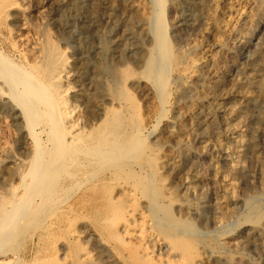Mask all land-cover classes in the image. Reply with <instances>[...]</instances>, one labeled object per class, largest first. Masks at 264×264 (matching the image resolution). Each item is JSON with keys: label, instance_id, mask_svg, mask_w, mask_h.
Here are the masks:
<instances>
[{"label": "rangeland", "instance_id": "1", "mask_svg": "<svg viewBox=\"0 0 264 264\" xmlns=\"http://www.w3.org/2000/svg\"><path fill=\"white\" fill-rule=\"evenodd\" d=\"M0 11V197H17L0 217V264H264V0ZM217 58L230 64L218 76ZM21 65L58 85L62 127L105 144L75 177L59 172Z\"/></svg>", "mask_w": 264, "mask_h": 264}, {"label": "bare ground", "instance_id": "2", "mask_svg": "<svg viewBox=\"0 0 264 264\" xmlns=\"http://www.w3.org/2000/svg\"><path fill=\"white\" fill-rule=\"evenodd\" d=\"M160 3V2H159ZM9 4H11V3H9ZM163 9V8H162ZM161 10V9H160ZM163 11V10H162ZM1 12V11H0ZM241 26V25H240ZM163 27V26H162ZM165 27V26H164ZM233 31V30H232ZM236 31H237V28H236ZM239 32H240V30H239ZM234 33H235V31H234ZM230 34V33H229ZM228 34V35H229ZM165 36V35H164ZM241 36V35H240ZM229 37V36H228ZM162 39V38H161ZM165 39V38H164ZM163 39V40H164ZM232 40V39H231ZM240 41H241V39H239ZM228 43V42H227ZM232 43V42H231ZM164 44H168L169 45V42H167V40H164ZM165 45V47H167ZM229 45V44H228ZM232 45V44H231ZM46 49H47V46H46ZM222 49V48H221ZM224 49V48H223ZM158 50H160V49H158ZM235 50V49H234ZM47 51V50H46ZM224 52V51H223ZM222 52V53H223ZM229 52V51H228ZM232 52H233V49H232ZM162 53V52H161ZM225 53H226V51H225ZM229 53H231V52H229ZM228 53V54H229ZM164 54H166L165 55V57L167 58V61L169 62V61H171V58H172V55H171V53L169 52V50H167L166 51V53H164ZM216 54V53H215ZM236 54V53H235ZM56 55V54H55ZM211 55V54H210ZM0 56L2 57V58H5V59H8V57H6L5 55H3V54H1L0 53ZM162 56V55H161ZM164 56V55H163ZM215 56H217V55H215ZM231 56V55H230ZM221 57V56H220ZM225 57V56H224ZM227 57V56H226ZM160 58V57H159ZM214 57H212L211 59H213ZM218 58H219V56H218ZM218 58H217V60L215 59V61H217L216 62V66L218 65V67H217V71H216V76H218V74H219V72H220V70H223L224 69V67L223 66H227L228 64H229V62L228 61H226V60H218ZM229 59H230V57H228ZM50 59V58H49ZM209 59V58H208ZM1 60V59H0ZM165 60V59H164ZM228 60V59H227ZM232 60H233V58H232ZM48 61V60H47ZM157 61H159L158 59H157ZM212 61V60H211ZM3 62V61H2ZM5 62H6V60H5ZM164 62V61H163ZM167 62V63H168ZM200 62V61H199ZM213 62V61H212ZM9 63V62H8ZM7 63V64H8ZM161 63V62H160ZM198 63V62H197ZM215 63V62H214ZM231 63V62H230ZM11 64V63H10ZM164 64V63H163ZM196 64V63H195ZM202 64V63H201ZM200 64V65H201ZM204 64V63H203ZM157 65V64H156ZM9 66V65H8ZM14 66V65H13ZM13 66H12V68H13ZM37 67H38V65H36ZM155 66V65H154ZM203 66V65H202ZM229 66H230V64H229ZM27 67H29V66H27ZM27 67H25V66H23L22 67V65H21V67H17L18 68V70H20L21 71V73H22V76H20L21 78H20V81L21 82H23L24 83V86L23 85H21V87L23 88V89H21L22 91H23V93L25 92L26 94H29L28 95V100L30 101V103H31V106H33V95H37L38 97H39V101H37L38 103H36L33 107H34V109L36 108V110H38L37 112L41 115V119H42V117L44 118V116H42V115H47V116H49V121H51V124L52 125H50L51 126V128H53V135H54V139H55V146H56V148H57V151H58V155L56 154V157L58 156V162H57V166H58V168L60 169L59 170V172L60 173H62V175L63 176H70V177H75V175H77V173H79V169L80 168H84V164L86 165L87 163H84V162H88V163H90V164H94V162L95 161H97V158L99 159V158H103L104 156H102V157H100L99 156V154H104V153H100V150L102 149V146H105V144H103V141H101V142H99L98 140H97V142H95V141H92L91 139L88 141V138L86 139V140H84L85 138L84 137H82L81 135L84 133H82V132H80V131H78V134H76V133H72V132H70V130H68V129H66V125L65 126H61L60 125V123H59V118H61V116H62V112H61V110L59 109V105H61L62 103H63V97H62V95H59V87H58V85L57 84H55V85H52L51 83H49V82H47V81H45V77L43 78H40L39 76L38 77H36L35 75H33V71L32 70H30V68H27ZM30 67H34V66H30ZM171 67V66H170ZM196 67V66H195ZM220 67H222L223 69H219ZM228 67V66H227ZM0 68H2V67H0ZM16 68V67H15ZM4 69V68H3ZM36 69V68H35ZM59 69V68H58ZM189 69H192V68H189ZM227 69V68H226ZM2 70V69H1ZM5 70V69H4ZM161 70V69H160ZM194 69H192V70H190L191 71V73H192V71H193ZM216 70V69H215ZM64 71V70H63ZM182 71V70H181ZM183 71H185V72H187L188 73V71L186 70V69H184ZM182 71V72H183ZM10 72H11V70H10ZM13 72V71H12ZM213 72V71H212ZM211 71H210V73H212ZM222 72V71H221ZM4 73H6V72H4ZM9 73V72H8ZM7 73V74H8ZM60 73V72H59ZM158 73V72H157ZM156 73V74H157ZM18 74V73H17ZM221 74V73H220ZM10 75V74H9ZM50 75V74H49ZM55 75V74H54ZM184 75V74H183ZM185 75H186V73H185ZM208 75V74H207ZM214 75V74H213ZM63 76V75H62ZM154 76V75H153ZM156 76V75H155ZM163 76V75H162ZM188 76V75H187ZM205 76V75H204ZM207 77V76H206ZM214 77H215V75H214ZM220 77V76H219ZM27 78L29 79L28 80V82H26V80H27ZM216 78V77H215ZM26 79V80H25ZM60 79V78H59ZM210 79V78H209ZM49 80V79H48ZM58 80V79H57ZM204 80V79H203ZM217 81H219L218 79H216ZM8 81V80H7ZM56 81V79L54 80V82ZM53 82V81H52ZM58 82V81H57ZM11 83V82H10ZM215 83H216V81H215ZM67 87V86H66ZM65 90V89H64ZM20 92V91H19ZM25 95V94H24ZM64 98H65V96H64ZM66 101V100H65ZM67 104V103H66ZM40 105H42V106H44L43 108H41L40 107ZM70 106V105H69ZM201 107V106H200ZM63 109V108H62ZM111 109V108H110ZM64 110V109H63ZM66 110V109H65ZM111 111V110H110ZM199 110L198 109H194V113H197ZM70 112V111H69ZM200 112V111H199ZM39 116V115H38ZM45 119V118H44ZM48 120V119H47ZM46 120V121H47ZM76 120V119H75ZM72 122V121H71ZM74 122V121H73ZM63 123V122H62ZM67 123V122H66ZM50 124V123H49ZM65 123H63V125H64ZM73 124V123H72ZM111 124V123H110ZM71 125V124H70ZM70 125H68V128H69V126ZM112 125H113V123H112ZM75 126V125H74ZM100 126V125H99ZM106 126V125H105ZM112 127V126H111ZM110 127V128H111ZM116 127V125L114 126V127H112L111 129H113V128H115ZM74 128V127H73ZM50 129V128H49ZM78 129V128H77ZM94 129V128H93ZM111 129H108V130H111ZM101 130V129H100ZM99 130V131H100ZM72 131V130H71ZM107 131V130H106ZM112 131V130H111ZM113 131L114 132H116L117 131V129H116V131L113 129ZM123 131V130H122ZM127 131V130H126ZM79 132H80V134L81 135H79ZM92 132H96V129H95V131L94 130H92ZM121 132V131H120ZM129 132V131H128ZM71 133V134H70ZM87 133V132H86ZM90 133H91V131H90ZM101 133H103L102 131H101ZM110 133V132H109ZM126 133V132H125ZM130 133V132H129ZM68 134H70V135H68ZM96 134V133H95ZM117 134H119V133H117ZM88 135V134H87ZM99 136H100V134H98ZM103 135V134H102ZM131 134H128L125 138H123V137H121V138H123L124 140L123 141H120V140H118L117 139V141L114 139L113 141L115 142H117V144L116 143H114V145H117L116 147H121V148H127L128 147V145L130 146V144H131V141H132V136H130ZM84 136V135H83ZM91 136V135H90ZM94 136V135H93ZM93 136L91 137L92 139H93ZM87 137V136H86ZM111 138V137H110ZM120 138V139H121ZM108 139V138H107ZM113 139V138H112ZM91 141V142H90ZM118 141H120V143L118 142ZM239 141V140H238ZM107 142V143H106ZM106 144L107 145H111L112 146V148L111 147H106V149L107 148H111V150L113 149V147L115 148V146H113V143H111L110 141V144H108L109 142L106 140ZM123 146V147H122ZM242 146V145H241ZM240 146V147H241ZM239 147V146H238ZM243 147V146H242ZM105 149V150H106ZM109 149H108V153H109ZM116 149V148H115ZM243 149V148H242ZM103 151H104V147H103V149H102ZM101 150V151H102ZM244 150V149H243ZM239 151V150H238ZM106 153V152H105ZM241 153V152H240ZM89 156V159H87V160H85V158L83 157V156ZM91 156V157H90ZM55 157V158H56ZM240 157H241V155H240ZM102 160V159H101ZM234 161V160H233ZM235 161H236V159H235ZM55 162V163H56ZM236 162H238V161H236ZM96 163V162H95ZM239 163V162H238ZM56 166V165H55ZM231 166H233V165H231ZM75 168H77V169H75ZM233 168V167H232ZM234 169V168H233ZM87 170V169H86ZM82 172V171H81ZM82 175V174H81ZM23 177V176H22ZM63 180V179H62ZM53 186H57V183L55 184H53ZM55 187H54V189H55ZM107 193V192H106ZM13 194V193H12ZM14 195H15V193H14ZM11 196V195H10ZM13 196V195H12ZM18 196V195H17ZM9 197V196H8ZM7 196L6 197H0V217L1 216H3L5 213H6V211L8 210V208H7V206H8V204L10 203H12L13 202V200H15L17 197H12V198H8ZM116 211V210H115ZM122 211V210H121ZM226 212V211H225ZM181 240H179V242H176L177 243V245H178V247H179V249L181 250V251H186L185 249H186V245L184 244V243H182V242H180ZM234 241V240H233ZM232 244V243H231ZM185 245V246H184ZM190 262V261H189ZM189 262H187V264L189 263ZM150 263V262H149ZM154 263V262H153ZM179 264V263H178Z\"/></svg>", "mask_w": 264, "mask_h": 264}]
</instances>
